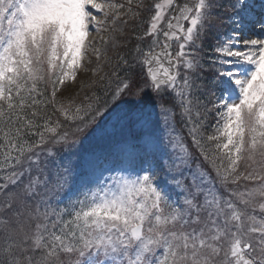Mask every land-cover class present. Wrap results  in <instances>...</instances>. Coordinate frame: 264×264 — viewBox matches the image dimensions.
Returning <instances> with one entry per match:
<instances>
[{
  "label": "snow or ice",
  "instance_id": "6c2138e0",
  "mask_svg": "<svg viewBox=\"0 0 264 264\" xmlns=\"http://www.w3.org/2000/svg\"><path fill=\"white\" fill-rule=\"evenodd\" d=\"M0 264H264V0H0Z\"/></svg>",
  "mask_w": 264,
  "mask_h": 264
},
{
  "label": "trees",
  "instance_id": "16d2710c",
  "mask_svg": "<svg viewBox=\"0 0 264 264\" xmlns=\"http://www.w3.org/2000/svg\"><path fill=\"white\" fill-rule=\"evenodd\" d=\"M146 2H149L150 3V0H146ZM145 17L148 15L147 13L144 14ZM136 22L135 21H129V25L125 28V31L127 33V36L125 37V39H128L130 42L127 44L126 47L124 46H121L117 49H114L112 51H110L108 53V56L110 57H113V59H115V55L117 53H120V52H128L131 48H133L135 46V44L137 43L136 39H135V36L133 35V27L135 26ZM144 28L147 27V24L143 25ZM101 60H103V57H101ZM97 64V60L95 59L93 65L89 68V69H92L93 67L95 68ZM103 71L107 72L109 71L107 65L104 66V69ZM93 79H96L98 81V76H92V77H89L88 79H86L85 82H83L84 85L87 84V82L93 80ZM69 82H67L66 86H64L60 92H58V97L60 99H64V98H72V97H75L77 99V101L79 100H82L83 99V96L86 94V93H91L92 91H99V87H95V88H88L87 86L83 87L82 86H79L78 89H71L69 88ZM72 85V84H70ZM77 93H79V95H77Z\"/></svg>",
  "mask_w": 264,
  "mask_h": 264
},
{
  "label": "rangeland",
  "instance_id": "374dc122",
  "mask_svg": "<svg viewBox=\"0 0 264 264\" xmlns=\"http://www.w3.org/2000/svg\"><path fill=\"white\" fill-rule=\"evenodd\" d=\"M97 2L98 3H103V2H105V0H97ZM116 2L117 3H125L126 4V0H116ZM95 15L97 16L98 20H103V18H104L102 13L95 14ZM104 27L110 29L111 25L110 24L109 25H105ZM91 28H92V25H90V29ZM110 34H111L110 31H103L102 30L100 32H96L95 30H91L90 31V35H89V41H95L93 47H99L101 49L102 53L105 51V49H107V54H108L110 51H112L114 49L112 48L110 43L108 45L103 44V42L100 40V37H102V36L103 37H108ZM88 59L91 60V63H88V60L84 61V64H85V66L87 67L88 70L85 71L84 68H81L78 71V74H77V77H76L75 81H69V83L72 84V85L69 84L70 90L71 89H78L79 86H82L83 82H85L86 79H88L89 77L94 76L93 75V71H92V69L94 67L92 69H89L93 65V63H94V61L96 59V57L93 54L92 50H89Z\"/></svg>",
  "mask_w": 264,
  "mask_h": 264
},
{
  "label": "bare ground",
  "instance_id": "6f19581e",
  "mask_svg": "<svg viewBox=\"0 0 264 264\" xmlns=\"http://www.w3.org/2000/svg\"><path fill=\"white\" fill-rule=\"evenodd\" d=\"M93 14H100V13H96L95 10H93Z\"/></svg>",
  "mask_w": 264,
  "mask_h": 264
}]
</instances>
